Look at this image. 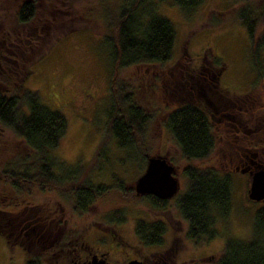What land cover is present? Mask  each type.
I'll return each mask as SVG.
<instances>
[{
	"label": "rangeland",
	"instance_id": "374dc122",
	"mask_svg": "<svg viewBox=\"0 0 264 264\" xmlns=\"http://www.w3.org/2000/svg\"><path fill=\"white\" fill-rule=\"evenodd\" d=\"M21 1L0 0V88L15 84L17 72L25 70L22 67L24 62L33 59L37 51L43 49V55L29 65V73L23 84L36 91L47 108L58 111L66 119L65 133L53 153L69 165L83 163V176L90 175L91 182L104 183L110 188L97 197L86 211L75 213L71 210L70 195L61 197L55 191H41L34 185L26 187L25 184L23 190L14 191L0 177V264H42L40 261L47 253H40V247L46 246L54 232L63 226L77 232L87 228L88 240L96 234L100 239L104 237L101 239L105 241L104 246L113 247L110 256L119 255L114 246L131 245L137 249H126L129 253L136 250L137 255L148 261L152 259L151 253L167 247L168 261H165L169 264H213L226 239H248L254 212L263 202L247 198L250 175L233 169L228 155L230 157V150H237L234 146L236 143L250 151L259 149L257 138L264 132V112H260L255 120L254 116L257 113L255 106L264 102V47L258 50L255 58L248 35L235 18V13L243 7H250L258 13L262 10L261 0H201L193 9L178 6L173 0H146L144 11L151 8L155 14L164 16L173 24L171 58L163 65L141 64L121 68L113 67L105 46L104 36L111 35L112 31L104 10L125 0H36V15L30 27L46 20L50 5L58 8V12L67 13V16H54L62 17L61 22H47L51 30L49 35L60 36L51 39L48 46L42 45L40 40L34 47L30 46L25 54L13 58L7 54L4 45L20 37L21 29L14 22V12ZM259 27L257 34L263 29L262 25ZM213 59L218 61L217 65H212ZM187 60L191 67L198 71L201 69V72L204 67L216 70L221 65L216 77L218 89L227 91L226 95L230 97L240 94L254 96L252 102L256 101L255 106L248 104V113L254 112L253 119L243 122L244 126L239 128L235 137L227 134L228 138H225L218 131L215 148L203 160L187 161L180 155L171 133L163 125V112L174 104L167 98V107H163V97L161 100L156 85L160 80L151 78L160 76L170 67H182ZM186 78L192 81L191 77ZM179 79L181 81L183 78ZM111 81L114 85L122 86L124 92H133L134 99L150 115L142 136L145 152L149 156L165 157L175 167L173 175L178 181V190L163 207L151 206L143 196L127 195L128 190L134 192L133 184L143 171L144 162L142 159L129 161L128 153L118 148L113 138L105 132L111 105ZM198 81L211 101L205 104V110L212 115L211 122H216L214 120L221 115L213 112L210 83L206 77L198 78ZM86 92L89 95L84 96ZM240 117L244 120L243 116ZM256 122H260L261 127L251 131L252 126H257ZM230 124L234 123L226 120L224 126L228 127L229 132L232 128ZM238 137L244 141L239 143ZM100 146H104V150L96 159L95 152ZM28 152L18 137L0 125V169ZM130 158H133L132 155ZM188 163L201 169L212 167L219 173L228 174L230 179L229 212L224 218L214 221L216 235L208 241L186 238V222L176 208L175 199L184 192L187 184L180 169ZM95 164L100 168L94 169ZM12 203L20 204L13 207ZM34 213L49 222V230L42 232L40 227L38 229L34 225L30 234L23 236L21 227L28 223L26 221ZM115 215L121 218L117 219ZM158 218L168 222L162 233L164 240L156 243L159 245L140 241L135 236L137 221L153 222Z\"/></svg>",
	"mask_w": 264,
	"mask_h": 264
},
{
	"label": "trees",
	"instance_id": "16d2710c",
	"mask_svg": "<svg viewBox=\"0 0 264 264\" xmlns=\"http://www.w3.org/2000/svg\"><path fill=\"white\" fill-rule=\"evenodd\" d=\"M145 1L125 0L121 4L119 2L117 5L105 7L104 12L108 17L107 23L112 34L105 35L104 40L113 67L163 65L171 58L173 24L164 16L155 14L151 8H148L147 12L144 11ZM173 1L178 6L193 9L201 0ZM261 3L262 10L258 13L250 7H243L246 9L242 8L235 13V18L248 35L255 58L258 56V50L264 47V0H261ZM58 10L49 5L46 20L37 26L34 25L35 27H30L36 15V0H22L14 12V22L21 29L20 37H15L11 43L4 45L7 54L19 58L18 55L25 54L30 46L34 47L40 40L42 45H47L51 39L60 36L59 34L50 36L51 30L47 23L63 20L62 17L54 18L56 15L67 16V13ZM259 25H262L263 29L257 34ZM43 52V49L37 51L33 59L24 62L22 67L25 70L17 72L18 80L15 84L0 88V125L18 137L29 151L27 155L19 156L4 165V168L0 169V177L1 181L14 191L23 190L25 184L26 187L34 185L41 191H55L61 197L70 195L72 212H83L97 197L109 191L110 187L104 183L91 182L90 175L83 176V163L69 165L60 161L53 153L65 133L66 119L58 111L47 108L40 101L37 92L23 84L29 73V65L41 57ZM213 63L217 65L218 61L213 59L212 65ZM205 68L202 72L201 69L198 71L191 67L187 60L182 67L179 65L177 68L170 67L160 76H151L152 80H160L156 85L160 90L158 94L160 99L163 97V100L161 99L164 101L163 107H167L165 104L167 98L174 104L172 108H167L163 112V125L171 133L180 155L187 161L207 158L215 148L218 131H221L225 138H228L227 134L230 137L238 135L239 129L235 128H238L237 116H243L247 122L254 116L253 111L248 113V104L255 106L256 101L252 102L254 96L247 97L244 94L227 96V91H220L216 83L221 65L216 70ZM186 76L191 77L192 81ZM180 77L183 78L181 81ZM205 77L210 83L209 92L213 96V112L221 115L218 118L225 116L222 121L211 122L212 115L205 110V104H210L211 101L204 92L203 85L198 81V78ZM109 91L111 105L105 132L113 138L118 148L128 153L129 161L142 159L145 166L147 152L142 143V136L150 115L134 99L133 92L131 94L124 92L122 86L114 85L112 81L109 84ZM255 107L257 113L254 120L260 112H264V102ZM226 120L234 123L230 124L231 132L226 129L228 127H224ZM237 141L241 143L244 139L238 137ZM234 146L239 147L237 143ZM103 150L104 146L97 149L96 159ZM247 154L248 158H252L251 155L257 156L260 159L258 163L264 164L262 159L264 155L250 149ZM131 155L133 158H130ZM99 168L100 165L95 164L94 169ZM180 172L186 177L187 184L184 192L175 199V204L180 217L186 222L185 236L194 241L199 239L208 241L216 235L214 221L224 218L229 212V176L226 173H219L212 167L201 169L190 163L183 165ZM127 192V195L130 193L135 196L132 190ZM138 196L147 198L154 207H163L167 201L153 195ZM19 204L12 203L13 207ZM115 218L121 217L115 215ZM26 222L21 227L23 236L30 234L35 226L38 229L40 227L42 232L49 230L47 229L49 222L37 213L32 214L30 220ZM135 232L144 243L154 244L160 242L163 227L158 222L137 221ZM213 261V264H264V203L254 212L251 236L246 240L226 239L221 253Z\"/></svg>",
	"mask_w": 264,
	"mask_h": 264
},
{
	"label": "flooded vegetation",
	"instance_id": "af4514ba",
	"mask_svg": "<svg viewBox=\"0 0 264 264\" xmlns=\"http://www.w3.org/2000/svg\"><path fill=\"white\" fill-rule=\"evenodd\" d=\"M85 95L86 96L89 95V92L84 93V96ZM223 118H225V116ZM221 119L222 118H218L216 121H220ZM243 122H247V121H244L243 119L237 116V120H236V124L238 125L237 130L240 127L244 126L242 125ZM255 124H257V126L254 127L252 126V128H250L251 131H255L257 128L261 127L262 125L260 122H256ZM257 139H258V144L260 146L259 149L255 150L254 152L260 155H264V149H263L264 132L263 135L259 136V138ZM248 151L249 150L244 149L243 147H237V150L235 151L230 150L229 152L230 157L228 154L227 155H228V162L233 167V169L248 173L247 175H250V172L253 171L255 166L259 165L261 167H264V164L262 165L259 164L258 162H260V159L255 155H251L252 158H248V154H247ZM233 159H235V161H232ZM262 159L264 160V156L262 157ZM135 195L137 194L135 193ZM143 222L151 223L152 221H143ZM153 222L160 223L163 227V231L168 226V222H166L162 218H158L157 221H153ZM86 231L87 228H83L81 232L80 231L77 232L74 229L67 230L65 226H63V228L60 227L58 231L59 233L56 230L54 232V235L48 241L49 243L46 246L40 247L41 248L40 253H47L45 258H43L42 261H40V263L42 264H128V262L131 260H137L140 261L142 264H169L165 261V260L168 261V258L166 256L167 252L165 251L166 249H168L167 247H161L160 250L158 249L157 251L151 253L152 259L148 261L144 259L143 256L137 255L136 250L134 251L135 253L133 252L129 253L126 249H137L131 245H126L124 247L114 246V248L119 253V255L110 256L111 251H113L112 250L113 247H108L107 245L104 246L105 241L101 240L104 237L100 239V237L96 234L91 240L90 239L88 240ZM135 236L138 237L137 234ZM161 240H164L162 234H161ZM154 245H159V244L154 243ZM42 249L45 250L42 251Z\"/></svg>",
	"mask_w": 264,
	"mask_h": 264
},
{
	"label": "water",
	"instance_id": "95a60500",
	"mask_svg": "<svg viewBox=\"0 0 264 264\" xmlns=\"http://www.w3.org/2000/svg\"><path fill=\"white\" fill-rule=\"evenodd\" d=\"M174 171L175 167L165 157L147 154L144 169L134 181V192L137 195H153L159 199L171 198L178 190ZM246 196L251 201L264 202V167L258 165L250 172ZM128 264L142 263L131 260Z\"/></svg>",
	"mask_w": 264,
	"mask_h": 264
}]
</instances>
